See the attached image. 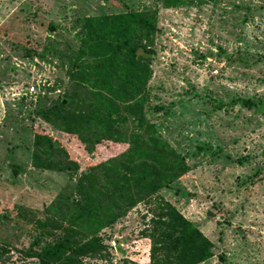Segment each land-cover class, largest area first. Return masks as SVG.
I'll return each instance as SVG.
<instances>
[{
  "label": "rangeland",
  "instance_id": "obj_1",
  "mask_svg": "<svg viewBox=\"0 0 264 264\" xmlns=\"http://www.w3.org/2000/svg\"><path fill=\"white\" fill-rule=\"evenodd\" d=\"M128 10L157 19L143 42L154 52L148 91L137 98L146 122L122 107L92 142L39 111L75 92L95 99L70 76L86 20ZM263 100L264 0H0V259L42 264L26 252L63 234L67 223L52 212L83 204V171L94 168L105 185L102 164L148 145L149 123L188 166L159 196L213 241L214 255L199 264H264ZM37 135L60 147L45 151L44 166L33 161ZM152 208L117 211L96 233L106 256L83 264H151ZM51 217L54 234H41L38 221Z\"/></svg>",
  "mask_w": 264,
  "mask_h": 264
},
{
  "label": "trees",
  "instance_id": "obj_2",
  "mask_svg": "<svg viewBox=\"0 0 264 264\" xmlns=\"http://www.w3.org/2000/svg\"><path fill=\"white\" fill-rule=\"evenodd\" d=\"M85 26L78 55L81 62L75 64L70 76L88 87L95 99L80 98L75 92L65 96L59 106L39 112L66 130L96 142L102 140L101 130L109 133L113 128L122 107L138 117L140 124L146 122L144 103L137 98L148 91L154 52L143 42L156 31L157 19L155 13L128 10L88 17ZM261 103L263 108L264 100ZM147 129L152 135L150 142L137 143L131 159L102 164L105 185L97 181L94 168L83 171L78 182L83 204L75 203L70 212L59 208L52 212V216L54 213L66 221L63 234L54 240L46 239L39 252L27 251L26 255L36 253L42 264H83L84 257L106 256L107 246L97 236V230L117 211L140 201L153 204L151 225L146 229L152 242L151 264H199L214 255L213 241L175 204L159 196L188 166L184 157L156 135L153 125L147 123ZM35 141L38 147L33 150V161L44 166L45 151L60 147L47 135H37ZM56 218L51 217L54 222L38 221L39 228L45 231L41 234H54ZM4 263L0 259V264Z\"/></svg>",
  "mask_w": 264,
  "mask_h": 264
},
{
  "label": "built area",
  "instance_id": "obj_3",
  "mask_svg": "<svg viewBox=\"0 0 264 264\" xmlns=\"http://www.w3.org/2000/svg\"><path fill=\"white\" fill-rule=\"evenodd\" d=\"M35 90V86L33 85L31 88H30V92H33Z\"/></svg>",
  "mask_w": 264,
  "mask_h": 264
}]
</instances>
